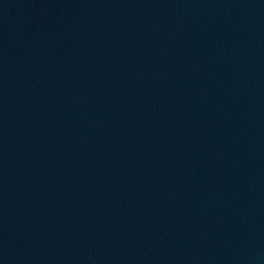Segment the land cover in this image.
Masks as SVG:
<instances>
[{"label":"water","instance_id":"water-1","mask_svg":"<svg viewBox=\"0 0 264 264\" xmlns=\"http://www.w3.org/2000/svg\"><path fill=\"white\" fill-rule=\"evenodd\" d=\"M0 264H264V0H0Z\"/></svg>","mask_w":264,"mask_h":264}]
</instances>
